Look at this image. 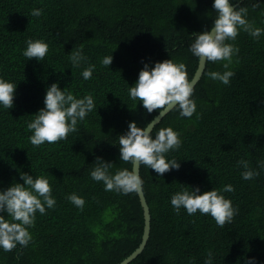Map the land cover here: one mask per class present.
Here are the masks:
<instances>
[{"label": "trees", "instance_id": "1", "mask_svg": "<svg viewBox=\"0 0 264 264\" xmlns=\"http://www.w3.org/2000/svg\"><path fill=\"white\" fill-rule=\"evenodd\" d=\"M213 0H0V77L17 85L14 106L0 108V189L20 173L45 176L55 205L36 212L26 247L0 249V264H121L143 241L146 220L138 193L105 191L90 170L96 156L118 167V135L135 121L143 126L156 114L129 98L145 62L173 59L194 77L198 60L188 46L193 33L211 27ZM246 19L264 28V0H241ZM33 8L42 9L38 17ZM28 38L48 43L42 62L22 55ZM234 43L238 62L227 85L208 78L223 71L208 62L193 91L197 111L192 117L172 112L159 126L180 133L181 147L169 158L181 167L157 175L142 165L144 192L150 206L152 236L144 253L130 264H203L207 252L213 264H264V34L259 39L238 31ZM82 49L86 61L72 67L68 54ZM113 53L109 66L99 63ZM96 65L92 77L80 73ZM69 85L74 96L91 94L96 107L80 121L76 132L54 143L32 145L26 122L44 107L46 87ZM115 94V95H114ZM155 130L153 131V135ZM247 160L259 174L242 179L237 161ZM201 192L231 184L223 195L238 209L230 223L218 226L199 211H173L170 196L182 185ZM75 192L83 210L67 200Z\"/></svg>", "mask_w": 264, "mask_h": 264}, {"label": "clouds", "instance_id": "2", "mask_svg": "<svg viewBox=\"0 0 264 264\" xmlns=\"http://www.w3.org/2000/svg\"><path fill=\"white\" fill-rule=\"evenodd\" d=\"M240 4L241 0H213L215 18L211 27L193 33L192 42L188 46L200 68L208 62H223V71H208L207 76L224 85L229 84L230 78L235 75L230 66L234 63V58L238 62L239 52V48L228 41H234L238 31H245L256 39L264 34V28L255 27L246 19L247 9L237 7ZM42 11L33 8L30 15L38 17ZM25 44L26 47L22 50L24 57L28 60L35 58L40 62L44 60L49 48L47 42L28 38ZM68 59L72 67H79L87 58L82 49H74L68 54ZM112 61L113 53L103 56L99 63L110 67ZM95 67L94 64H88L80 73L81 77L84 80L90 79ZM199 75L198 71L190 78L186 65L171 58L156 61L154 65L145 62L134 85L128 87V95L136 105L140 103L147 113L156 110V114L142 127L135 121H130L127 131L118 135L119 160L130 164V168L118 167L112 172L110 170L115 164L96 156L90 170L91 179L103 182L105 191L139 193L144 185L140 175L142 165L161 177L172 169L178 170L181 167L179 160L169 158L167 154L181 147L180 133L171 126L157 129L156 125L170 108L178 110L180 117H192L194 113L197 117L200 116L196 100L192 96ZM16 88V84L0 77V108L11 109L14 106ZM95 107L91 94L77 97L69 91V85L62 90L58 81L52 83L46 87L44 107L26 122L27 130L31 132L29 142L39 146L45 142L51 144L66 139L68 133L77 131L78 123ZM237 164L242 168L240 175L244 180L259 174L249 167L247 160L240 159ZM258 165L264 169V160L258 161ZM20 179L23 183L14 180L7 188L0 189V249L3 251H10L17 245L26 247L31 240L28 229L34 225L36 212L43 214L46 207L51 209L56 203L49 180L45 176L22 172ZM232 191L234 188L231 184L223 185L220 189L213 187L204 192L199 187L182 185L179 191L171 194L170 204L176 213H180L181 209L188 215L199 211L201 215H210L218 226H223L226 222L230 223L238 212L231 200L223 195L224 192ZM66 198L83 210L84 198L75 192L68 194ZM203 264H213L212 251L207 252ZM246 264H256L255 258H249Z\"/></svg>", "mask_w": 264, "mask_h": 264}, {"label": "water", "instance_id": "3", "mask_svg": "<svg viewBox=\"0 0 264 264\" xmlns=\"http://www.w3.org/2000/svg\"><path fill=\"white\" fill-rule=\"evenodd\" d=\"M237 7H238V5H237ZM205 69H206V65H204V66H202L200 68V65L198 64V68H197L195 74L199 71L200 72V75L198 77V80H197L196 85L201 81ZM196 85H195V88H196ZM174 111L175 110H172L170 108L164 114V116H162V117L159 118L156 127L159 126L161 124V122H163ZM140 175L142 177V166L140 168ZM138 194H139V197H140V200H141V204H142V207H143V210H144V216H145V220H146L145 233H144L143 241L141 242L139 248L130 257H128L125 261H123L121 264H130L135 259L139 258L144 253V251H145V249L147 247V244L151 240V236H152L151 212H150V206L148 204V200H147L146 195H145V192H144V187L142 188L141 192H139Z\"/></svg>", "mask_w": 264, "mask_h": 264}]
</instances>
